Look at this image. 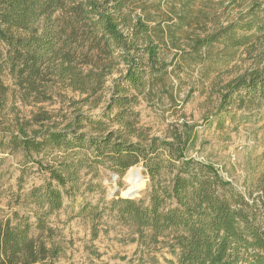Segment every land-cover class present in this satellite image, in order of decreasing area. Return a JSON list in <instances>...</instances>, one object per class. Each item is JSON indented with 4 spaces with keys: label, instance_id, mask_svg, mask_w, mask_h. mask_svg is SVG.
<instances>
[{
    "label": "trees",
    "instance_id": "obj_1",
    "mask_svg": "<svg viewBox=\"0 0 264 264\" xmlns=\"http://www.w3.org/2000/svg\"><path fill=\"white\" fill-rule=\"evenodd\" d=\"M193 18L200 32L183 61L248 63L216 90L215 119L264 104V0H0V148L44 175L24 196L29 214L0 221V264H62L48 219L86 176L93 191L101 168L122 178L136 165L148 203L118 198L80 214L112 215L143 245L163 244L175 264H264V171L246 199L213 164L188 156L195 126L171 125L160 138L139 122V97L166 86L164 52ZM57 101L66 112L41 107ZM16 102L40 107L21 116Z\"/></svg>",
    "mask_w": 264,
    "mask_h": 264
},
{
    "label": "rangeland",
    "instance_id": "obj_2",
    "mask_svg": "<svg viewBox=\"0 0 264 264\" xmlns=\"http://www.w3.org/2000/svg\"><path fill=\"white\" fill-rule=\"evenodd\" d=\"M199 7L196 3L192 15L198 13ZM175 8L180 11L179 4ZM165 12L169 13L167 9ZM200 25L193 18L183 33H177L176 48L169 47L164 52L166 62L171 64L167 84L158 85L149 95L139 97L136 107L139 122L151 135L160 138L171 125L195 126L198 138L188 156L213 164L225 180L249 199L251 194L256 195L255 185L264 171V104L247 110L233 108L232 113L220 121L215 119L216 90L240 75L248 63L242 61L244 55L227 66L217 67L206 61H183L182 57L190 52V39L199 34ZM0 51H3L2 46ZM117 76L112 75L107 86ZM4 81L10 85L6 76ZM15 107L21 116H29L30 111L35 112L40 106L21 108L16 102ZM41 107L52 115L67 111L66 104L59 101ZM90 177L83 178L77 194L65 198L63 208L48 219L47 225L53 231L52 241L62 247L60 263L129 264L132 260L138 263L141 258V264H175L176 259L163 244L143 245L136 241L131 228L118 223L112 215L105 213L98 222H91L80 214L86 205L101 208L112 200L125 199L124 195H133V200L148 203L149 179L141 165L131 167L122 178L101 168L97 178L91 181L93 191L87 187ZM43 179L37 166L25 161L20 153L0 148V221L11 218L14 212L20 217L27 216L30 209L23 206L24 196L41 185ZM37 233L32 230L33 235Z\"/></svg>",
    "mask_w": 264,
    "mask_h": 264
},
{
    "label": "water",
    "instance_id": "obj_3",
    "mask_svg": "<svg viewBox=\"0 0 264 264\" xmlns=\"http://www.w3.org/2000/svg\"><path fill=\"white\" fill-rule=\"evenodd\" d=\"M123 197L126 199H132L133 198V196H123Z\"/></svg>",
    "mask_w": 264,
    "mask_h": 264
},
{
    "label": "bare ground",
    "instance_id": "obj_4",
    "mask_svg": "<svg viewBox=\"0 0 264 264\" xmlns=\"http://www.w3.org/2000/svg\"><path fill=\"white\" fill-rule=\"evenodd\" d=\"M124 196H133V195H124ZM134 197V196H133Z\"/></svg>",
    "mask_w": 264,
    "mask_h": 264
}]
</instances>
